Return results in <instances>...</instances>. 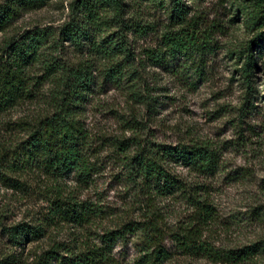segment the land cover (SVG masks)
<instances>
[{
  "label": "trees",
  "instance_id": "obj_1",
  "mask_svg": "<svg viewBox=\"0 0 264 264\" xmlns=\"http://www.w3.org/2000/svg\"><path fill=\"white\" fill-rule=\"evenodd\" d=\"M49 1L1 0L0 33L12 27L23 12L40 9ZM251 1L249 12L238 8L246 15V27L252 33L241 51L240 70L248 92L256 68L251 50L264 41V0ZM139 3L157 6L169 20L154 47L142 49L139 62L151 66L176 58L202 62L211 50V37L197 16L189 15L190 7L183 0H70L67 19L58 25H34L2 40L0 118L18 105L35 100L44 105L36 115L22 114L5 122L0 119V183L27 194L34 181L41 182L36 193L45 202L35 221L0 222V233L9 245L38 240L50 227L81 229L109 217L99 204L77 198L63 185L65 180H73L78 187H85L96 173V151L81 119L96 91L114 87L125 91L126 100L140 104L147 113L155 110L156 98L130 66L134 52L128 34L143 36L149 28L135 12ZM196 71L200 74V69ZM141 123L131 113L129 120L123 121L124 130L131 135L108 141L123 163V177L141 202L139 217L102 226L99 233H71L66 241H53L34 254L32 264H116L112 249L127 237H135L138 243L137 256L129 264H164L173 253L220 264H248L257 256L264 257V242L225 249L203 238L213 208L201 186L186 184L176 168L210 176L219 165L218 147L197 138L186 143L153 142L139 135ZM175 195L192 211L187 223L166 231L157 203ZM256 217L264 220V211L256 212ZM165 237L173 252L164 244ZM16 261L13 253H7L0 264Z\"/></svg>",
  "mask_w": 264,
  "mask_h": 264
},
{
  "label": "rangeland",
  "instance_id": "obj_2",
  "mask_svg": "<svg viewBox=\"0 0 264 264\" xmlns=\"http://www.w3.org/2000/svg\"><path fill=\"white\" fill-rule=\"evenodd\" d=\"M69 1L50 0L40 9L23 12L12 27L0 33V44L4 38L34 25H58L67 19ZM183 1L190 7L189 15L197 16V22L201 28L208 29L211 37V50L202 57V62L182 58L160 66L139 62L143 58L142 49L154 47L160 33L169 27L164 10L149 3H139L135 12L149 28L143 36L128 34L134 52L130 66L136 69L150 95L156 98L154 112L147 113L140 104L127 101L125 91L110 87L92 95L81 117L91 133V147L96 151L93 157L96 173L85 187H78L73 180H65L63 186L77 198L99 204L109 212V217L81 229L50 227L40 239L19 246L9 245L6 236L0 233V259L4 254L13 253L17 259L13 264H32L34 254L48 248L53 241H66L71 233L80 235L83 230L99 233L102 226L111 227L139 217L141 202L123 177V163L108 142L116 136L131 135L130 131L124 130L123 124L131 113L142 122L138 133L147 140L175 144L197 138L218 147L219 165L212 175L201 177L176 168L186 184L201 186L213 208L212 221L203 229L204 240L225 249L264 242V220L256 217V212L264 211V41L251 50L256 68L250 77L252 89L249 92L240 70L241 51L252 33L246 27V15L238 8L244 7L249 12L252 1ZM196 68L200 69V74ZM41 102L35 100L15 106L0 119L5 122L22 114L36 115L44 108ZM30 187L28 193L23 194L0 183L2 224L35 221L40 216L45 202L36 190H41V182L34 181ZM157 206L162 214L161 225L166 231L187 223L192 211L177 195L162 198ZM164 244L173 252L167 237ZM137 249L135 237L118 242L112 249L116 264H129L136 258ZM263 260L260 255L248 264H261ZM164 264L220 263L173 253Z\"/></svg>",
  "mask_w": 264,
  "mask_h": 264
}]
</instances>
